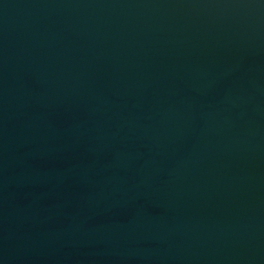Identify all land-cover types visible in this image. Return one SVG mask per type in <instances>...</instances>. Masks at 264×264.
Here are the masks:
<instances>
[{
  "label": "water",
  "instance_id": "obj_1",
  "mask_svg": "<svg viewBox=\"0 0 264 264\" xmlns=\"http://www.w3.org/2000/svg\"><path fill=\"white\" fill-rule=\"evenodd\" d=\"M0 264H264V0H0Z\"/></svg>",
  "mask_w": 264,
  "mask_h": 264
}]
</instances>
